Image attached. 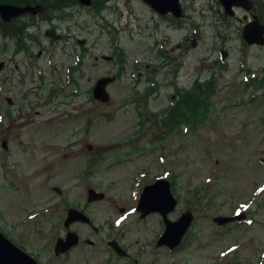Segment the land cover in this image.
<instances>
[{
	"label": "rangeland",
	"instance_id": "rangeland-1",
	"mask_svg": "<svg viewBox=\"0 0 264 264\" xmlns=\"http://www.w3.org/2000/svg\"><path fill=\"white\" fill-rule=\"evenodd\" d=\"M252 1L264 25V0ZM181 3L177 20L141 0H111L99 12L74 7L52 25L34 16L27 53L0 35V231L43 264H105L100 239L110 234L143 252L145 264L153 251L155 264H264V45L242 40L253 20L243 9L228 17L216 0ZM49 28L62 39L45 37ZM106 76L115 80L102 103L92 88ZM210 78L217 93L209 119L197 122L184 95ZM158 177L177 199L168 218L194 216L174 253L154 247L163 228L158 214L140 221L120 211ZM90 188L105 197L87 202ZM72 207L100 232L71 228H83L99 247L58 260L53 246ZM241 211L252 224L212 222Z\"/></svg>",
	"mask_w": 264,
	"mask_h": 264
},
{
	"label": "water",
	"instance_id": "water-1",
	"mask_svg": "<svg viewBox=\"0 0 264 264\" xmlns=\"http://www.w3.org/2000/svg\"><path fill=\"white\" fill-rule=\"evenodd\" d=\"M84 6L90 5V0H79ZM143 3L148 5L152 10L156 11L161 16L170 13L174 18H181L183 16V9L179 0H142ZM219 3L224 9V13L228 16H234L233 7L242 8L247 12H251L253 3L250 0H219ZM40 11V7L16 6L11 4H0V19L8 22L13 18H17L23 14L29 13L35 15ZM54 30H47L45 35L53 39L58 38L54 35ZM242 39L248 45H264V25L260 24L257 17L253 16L251 22L246 23L241 32ZM194 45V44H193ZM222 58L225 57L226 52L221 51ZM110 60V58H106ZM2 64H0L1 68ZM113 77L100 78L94 87L93 96L98 101L103 103L108 102L109 95L106 87L109 83L113 82ZM5 146V144L3 143ZM90 149V148H89ZM57 194H60L58 188L53 189ZM88 202H93L103 199L102 193H97L92 189L88 190ZM177 201L171 194L169 183L166 180L158 179L153 184L147 185L143 188L137 203V212L140 217L144 218L152 212L160 214L165 230L157 242V246H167L170 249L178 246L183 235L186 233L192 221V214L186 211L176 221H170L167 214L172 212L176 206ZM244 214H239L234 217H215L213 222L217 225H224L235 220L244 218ZM73 222L89 223V219L81 212L69 209L66 219L63 223L64 227L68 228ZM77 236L69 232L65 239H58L55 247V255L64 253L77 243ZM114 250L117 247L112 243L110 244ZM0 264H38L33 258L24 253L21 249L13 245L1 232H0Z\"/></svg>",
	"mask_w": 264,
	"mask_h": 264
},
{
	"label": "trees",
	"instance_id": "trees-1",
	"mask_svg": "<svg viewBox=\"0 0 264 264\" xmlns=\"http://www.w3.org/2000/svg\"><path fill=\"white\" fill-rule=\"evenodd\" d=\"M94 8L99 12L105 4L109 3L111 0H91ZM78 0H0V4H14V5H38L42 8L43 11V20L51 21L54 16L58 18L60 13L64 12L65 9L76 7L78 5ZM91 9V8H90ZM96 9H94L96 11ZM30 22L18 23L19 20H12L9 23L1 22L0 20V35L4 39H11L12 37H16L19 40V45H21L26 39V32L29 27L33 26L34 18L30 17ZM25 47V45H24ZM178 69V67H177ZM174 73L177 71L175 69ZM175 76V75H174ZM206 87H203L202 84L196 83V86L191 88L190 91L186 92L184 102L187 105L186 108L188 111H193L194 118L197 119V122H204L209 119L210 111L212 109L210 98H213L214 93H217V85L214 89V85L216 81L214 78H210L209 81L205 82ZM196 89V90H195ZM194 91V92H192ZM249 102L252 100H248ZM247 101V102H248ZM246 104V101H244ZM180 115V114H179ZM181 117V116H179ZM182 118H184L182 116ZM190 128V127H189ZM194 193H197L194 191Z\"/></svg>",
	"mask_w": 264,
	"mask_h": 264
},
{
	"label": "flooded vegetation",
	"instance_id": "flooded-vegetation-1",
	"mask_svg": "<svg viewBox=\"0 0 264 264\" xmlns=\"http://www.w3.org/2000/svg\"><path fill=\"white\" fill-rule=\"evenodd\" d=\"M42 9L41 11H38L36 13V17H39L40 20H43V16H42ZM24 16L22 17H19L20 19H24L23 18ZM36 22V20H35ZM44 22V21H43ZM41 53V52H40ZM10 105H12V101L10 100ZM80 210V209H79ZM123 210H126V209H123ZM82 211L83 213H85V211L82 209L80 210ZM138 220L142 221L144 219H141L140 216L138 215L137 216ZM91 221V220H90ZM75 225H78V226H81L83 227L84 229L86 228H89L90 231L95 234V235H98L100 230L98 227H96L94 225L93 222H91L90 224H84L82 222H75L73 223L72 225H70V227L66 228L64 227V230H65V234L63 237L61 238H65L67 236V234L69 232H75L77 234V237H78V243L76 244V246H74L73 248H70L69 250L65 251L64 253L58 255V256H54V258L58 259V260H62V259H66L73 251H75L77 248H83L84 246H87V247H90V248H97L99 247L98 246V242L96 240H91L89 238H85L83 236V232H82V229H79L77 230L74 229V228H71V226H75ZM112 230L114 229H111V232ZM111 236L109 237H103L104 239H100V241L102 242V245L104 246L105 244V248L103 249H100L102 250L100 252V255L101 254H104V252L106 253V257L105 259L103 260V262H105V264H145L144 261L141 260V257L143 256V252H140L139 250L136 251L135 250H132L131 246L129 244H126L124 242V239L123 237H119L117 234H110ZM10 241L11 239L9 237H7ZM58 239V238H57ZM114 244L118 249L117 251L113 249V247L110 245V244ZM15 244V243H14ZM17 245V244H15ZM55 245V244H54ZM18 246V245H17ZM20 247V249H22L23 251H25L26 253L30 254V252H27L22 246H18ZM54 247V246H53ZM155 247V246H154ZM156 248V247H155ZM167 253H174L176 252V249L174 250H169L168 248L166 247H162ZM157 249V252H158V249L159 248H156ZM143 250V249H141ZM85 253H86V250H85ZM88 254V253H87ZM99 253H93L92 256L95 257V256H98ZM32 256V255H31ZM34 257V256H33ZM157 257V254H155V251L152 252V258H155L152 262H150L149 264H155L157 262L158 259H156ZM98 258V257H97ZM34 259L40 263V264H43L42 262H40L37 258L34 257ZM101 259V257H100ZM83 261H88L87 258H85ZM48 264H50L48 262Z\"/></svg>",
	"mask_w": 264,
	"mask_h": 264
}]
</instances>
